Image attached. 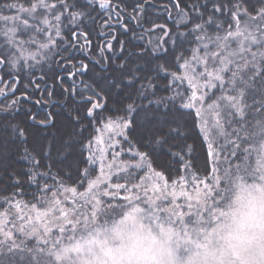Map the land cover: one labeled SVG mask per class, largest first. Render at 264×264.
Instances as JSON below:
<instances>
[{
	"label": "snow or ice",
	"instance_id": "6c2138e0",
	"mask_svg": "<svg viewBox=\"0 0 264 264\" xmlns=\"http://www.w3.org/2000/svg\"><path fill=\"white\" fill-rule=\"evenodd\" d=\"M0 264H264V0H0Z\"/></svg>",
	"mask_w": 264,
	"mask_h": 264
},
{
	"label": "clouds",
	"instance_id": "9594fccd",
	"mask_svg": "<svg viewBox=\"0 0 264 264\" xmlns=\"http://www.w3.org/2000/svg\"><path fill=\"white\" fill-rule=\"evenodd\" d=\"M157 238H158V239H161V238L159 237L158 233H157ZM161 242H162V241H161ZM157 247H159V245H157Z\"/></svg>",
	"mask_w": 264,
	"mask_h": 264
},
{
	"label": "rangeland",
	"instance_id": "374dc122",
	"mask_svg": "<svg viewBox=\"0 0 264 264\" xmlns=\"http://www.w3.org/2000/svg\"><path fill=\"white\" fill-rule=\"evenodd\" d=\"M81 190H83V189H81Z\"/></svg>",
	"mask_w": 264,
	"mask_h": 264
}]
</instances>
